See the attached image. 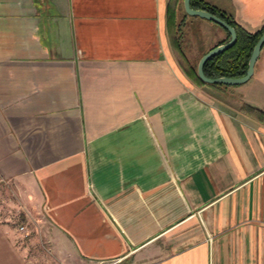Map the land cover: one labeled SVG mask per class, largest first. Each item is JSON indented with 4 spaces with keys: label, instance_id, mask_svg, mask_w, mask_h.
<instances>
[{
    "label": "crops",
    "instance_id": "0c3cea01",
    "mask_svg": "<svg viewBox=\"0 0 264 264\" xmlns=\"http://www.w3.org/2000/svg\"><path fill=\"white\" fill-rule=\"evenodd\" d=\"M204 1L264 24V0ZM172 35L201 56L225 31L183 0H0V264H32L8 201L71 262L264 264V122L240 109L264 111V44L211 87Z\"/></svg>",
    "mask_w": 264,
    "mask_h": 264
},
{
    "label": "trees",
    "instance_id": "16d2710c",
    "mask_svg": "<svg viewBox=\"0 0 264 264\" xmlns=\"http://www.w3.org/2000/svg\"><path fill=\"white\" fill-rule=\"evenodd\" d=\"M190 5L193 8H202L218 15L219 17L227 21L230 25H232L236 31V40L231 46L225 48L219 53L212 55L205 61L203 65L204 74L208 77H238L243 75L247 68L248 58L253 48V45L260 36V34L264 32V24L255 31H247L234 19L233 14L229 11L223 10L204 0H190ZM170 21L168 18V29L171 32ZM217 25L220 26L219 24ZM221 28L225 31V38H223L218 43L224 42L229 38L228 31L223 27ZM178 30L180 31V27H177V31ZM177 31L175 32L177 33ZM178 35H176L175 37L173 35L171 36L172 46L180 55L182 69L195 83H197L198 85H209L211 87L225 88L228 86H234L233 84L224 83H206L199 79L196 74V66L191 65L187 62L185 55L179 47L177 38ZM240 109L256 117L258 120L264 122V111L262 109L245 102L241 103Z\"/></svg>",
    "mask_w": 264,
    "mask_h": 264
},
{
    "label": "rangeland",
    "instance_id": "374dc122",
    "mask_svg": "<svg viewBox=\"0 0 264 264\" xmlns=\"http://www.w3.org/2000/svg\"><path fill=\"white\" fill-rule=\"evenodd\" d=\"M185 40H181L182 48L186 52L188 61L192 65L196 66L201 51L194 50L192 44H185ZM177 53L178 52L176 51V60L181 63L180 55L179 53ZM229 89V91H231L233 88L231 87ZM230 94L231 92L227 95L229 96ZM12 195L6 194L7 200H10V197L13 199L14 197ZM7 207L8 208L6 210V216L8 217L9 222L13 227L17 226L18 223L26 225V229L29 233L27 236H24L22 244L24 245L23 247L26 249L27 254L30 257L32 264H80L77 261L71 262L68 260V258H60L57 257L55 253L53 254L52 249L50 248V241L46 237V227L42 221L37 222V217L33 218L34 216H26L25 214H23L24 212L22 213L20 210H14L11 204H9V201L7 203ZM39 214L36 215L39 217ZM96 264H120V262L112 263V261H105Z\"/></svg>",
    "mask_w": 264,
    "mask_h": 264
},
{
    "label": "water",
    "instance_id": "95a60500",
    "mask_svg": "<svg viewBox=\"0 0 264 264\" xmlns=\"http://www.w3.org/2000/svg\"><path fill=\"white\" fill-rule=\"evenodd\" d=\"M183 8L184 11L189 15L199 16L204 19L211 20L221 27L225 28L229 33V38L221 43L215 44L208 50H206L202 55L199 57L197 64H196V74L199 79L206 83H224V84H241L247 81L253 73L254 63L259 55L260 49L264 44V32L260 34L258 39L253 45V48L250 52L247 68L245 73L238 77H228V76H217V77H208L203 72V65L205 61L210 58L212 55L223 51L225 48L231 46L236 40V31L232 25H230L227 21L219 17L218 15L207 11L202 8H193L190 5V0H183Z\"/></svg>",
    "mask_w": 264,
    "mask_h": 264
},
{
    "label": "built area",
    "instance_id": "2783aa9c",
    "mask_svg": "<svg viewBox=\"0 0 264 264\" xmlns=\"http://www.w3.org/2000/svg\"><path fill=\"white\" fill-rule=\"evenodd\" d=\"M17 229L22 232L24 235H27L29 232L28 230L26 229V225L25 224H19L17 226ZM210 239V238H209Z\"/></svg>",
    "mask_w": 264,
    "mask_h": 264
}]
</instances>
